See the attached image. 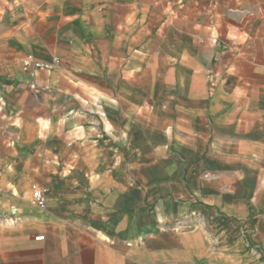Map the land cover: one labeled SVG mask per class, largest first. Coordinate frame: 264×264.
I'll list each match as a JSON object with an SVG mask.
<instances>
[{"label": "crops", "instance_id": "1", "mask_svg": "<svg viewBox=\"0 0 264 264\" xmlns=\"http://www.w3.org/2000/svg\"><path fill=\"white\" fill-rule=\"evenodd\" d=\"M28 1L0 24V264H264V0Z\"/></svg>", "mask_w": 264, "mask_h": 264}, {"label": "built area", "instance_id": "2", "mask_svg": "<svg viewBox=\"0 0 264 264\" xmlns=\"http://www.w3.org/2000/svg\"><path fill=\"white\" fill-rule=\"evenodd\" d=\"M59 65V60L54 59L51 64H42L34 59V57L29 54L23 58L21 63V68L24 73L34 74L38 70H53ZM32 195L34 204L40 209L45 210L47 206V190L39 185L34 184L32 186ZM43 236L37 237V241H42Z\"/></svg>", "mask_w": 264, "mask_h": 264}, {"label": "rangeland", "instance_id": "3", "mask_svg": "<svg viewBox=\"0 0 264 264\" xmlns=\"http://www.w3.org/2000/svg\"><path fill=\"white\" fill-rule=\"evenodd\" d=\"M28 2V0H0V24L15 20L19 14L17 9L23 8Z\"/></svg>", "mask_w": 264, "mask_h": 264}]
</instances>
